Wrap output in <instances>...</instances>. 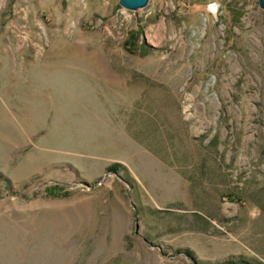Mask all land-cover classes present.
Instances as JSON below:
<instances>
[{"label":"rangeland","instance_id":"obj_1","mask_svg":"<svg viewBox=\"0 0 264 264\" xmlns=\"http://www.w3.org/2000/svg\"><path fill=\"white\" fill-rule=\"evenodd\" d=\"M0 264H264L257 0H0Z\"/></svg>","mask_w":264,"mask_h":264},{"label":"water","instance_id":"obj_2","mask_svg":"<svg viewBox=\"0 0 264 264\" xmlns=\"http://www.w3.org/2000/svg\"><path fill=\"white\" fill-rule=\"evenodd\" d=\"M148 0H117L118 4L129 9L142 7ZM259 7L264 8V0H257Z\"/></svg>","mask_w":264,"mask_h":264}]
</instances>
